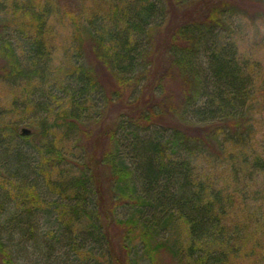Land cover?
<instances>
[{
  "label": "trees",
  "instance_id": "1",
  "mask_svg": "<svg viewBox=\"0 0 264 264\" xmlns=\"http://www.w3.org/2000/svg\"><path fill=\"white\" fill-rule=\"evenodd\" d=\"M21 1L24 5L16 9L20 28L31 40L29 57L17 55L0 20V79L29 85L48 75L51 57L43 35L53 4ZM199 1L114 0L106 20L77 16L73 50L88 48L100 73L92 64L70 63L60 83L65 103L54 110L50 98L41 95L42 101L34 102V93H27L31 119L39 123L35 140L46 163L42 182L62 201L58 225H46L38 238V226L22 227L14 213L3 222L28 234V245L42 257L50 260L58 250L60 256L67 252L89 261L82 254L91 255L97 247L109 264H132L137 238L149 264L165 253L175 264H238L231 258L235 238L222 221L230 198L214 189L209 174L218 160H233L226 170L234 176L264 171V158L252 149L254 81L235 44L220 39L230 0L172 20V8L184 11ZM21 134L32 136L29 130ZM77 137L85 138L87 149L82 146L80 153L88 161L68 175L60 170L66 154L58 142ZM198 160L205 166L201 174ZM125 205L123 218L118 210ZM178 221L186 237L179 245L170 233ZM112 225L118 233L111 232ZM11 251L0 237L3 261Z\"/></svg>",
  "mask_w": 264,
  "mask_h": 264
},
{
  "label": "rangeland",
  "instance_id": "2",
  "mask_svg": "<svg viewBox=\"0 0 264 264\" xmlns=\"http://www.w3.org/2000/svg\"><path fill=\"white\" fill-rule=\"evenodd\" d=\"M40 1H49L53 4V14L43 35L51 57L47 78L43 82H38L39 84L31 82L29 85L22 80L9 84L0 79V196H8L0 200V237L9 251L12 245L17 244L11 251V256H3L4 261L8 258L10 264H48L50 261L51 264H109L107 255L97 247L91 255L82 254L91 258L89 261H79L77 257L67 252H63L64 255L60 256L62 251L58 250L51 252L53 256L47 260L28 245V234H20L14 224L6 226V222H3L5 216L14 213L16 216L14 222L18 221L22 227L30 222L38 226L39 232L36 233L38 238L39 236L43 238L42 235L47 231L46 225L53 227L58 225L56 218L62 201H57L56 195L52 196L42 182L41 169L45 170L46 163L40 155L38 142L35 140L39 123L35 124L31 119L32 115L29 113L31 104L27 93L30 91L34 93L32 96L34 102L42 101L41 95L50 98L51 110L65 103L60 86L64 71L70 63L91 65L93 62L88 48H84L81 52L73 50L71 34L75 22L80 15L85 17L93 14L100 19H108L111 16V4L114 2V0ZM217 1L200 0L193 6L186 7L184 11L172 8V20L184 14L197 15L203 8V11L208 7L213 8ZM24 3L21 0H0V9L4 8V11L0 10V20L3 21L5 28L1 29L2 32H7L5 38L12 42L17 55L26 59L29 57L31 40L26 36L28 34L24 29L20 28L22 17L16 9L18 4L24 5ZM228 4L232 9L228 13L225 32L220 39L224 38L228 40L227 42L235 44L239 61L254 81V111L251 122L255 134L252 149L264 158V0H230ZM63 5L69 8V13L64 12ZM92 66L100 73L101 69L95 62ZM12 102H15V106L11 105ZM54 124L55 132L57 131V135L61 136L57 130L58 123ZM13 127L17 128L16 132L11 131ZM23 129L29 130L32 136L27 138L22 135ZM84 141L85 138L82 137L69 141L59 140L58 146L64 145L63 153L66 154L60 161L62 162L60 170H68V175L71 172L74 174L73 170H77L80 163L88 161L83 159L80 153L83 147L87 149ZM125 159L126 162H130L128 158ZM231 161L233 165V160ZM231 161L221 163L222 160H218L211 167L209 174L214 189L226 192L230 198L226 206L227 213L222 221L231 228L232 236L235 238L231 247V258L238 264H264V171H256L248 176L243 174L234 176L233 172L226 170L228 164L231 166ZM16 167L19 171H15ZM204 168L205 166L198 160L197 174H201ZM13 172L17 174L13 176ZM127 212V205L118 210L119 216L123 218ZM30 215L32 217L29 220ZM173 227H175L174 233H170L175 237L174 242L179 245L186 238L185 225L178 221ZM110 228L113 234L119 232L118 227L112 225ZM115 241L117 240L114 239L113 252L116 255L118 246ZM133 246L135 250L130 257L132 264H149L139 247L137 238L133 241ZM120 252L122 253L121 249ZM166 254H159L155 264H175L171 256ZM1 257L0 254V264H5Z\"/></svg>",
  "mask_w": 264,
  "mask_h": 264
},
{
  "label": "water",
  "instance_id": "3",
  "mask_svg": "<svg viewBox=\"0 0 264 264\" xmlns=\"http://www.w3.org/2000/svg\"><path fill=\"white\" fill-rule=\"evenodd\" d=\"M22 133H24V134H25V133H28V130H27V129H23V130H22Z\"/></svg>",
  "mask_w": 264,
  "mask_h": 264
}]
</instances>
